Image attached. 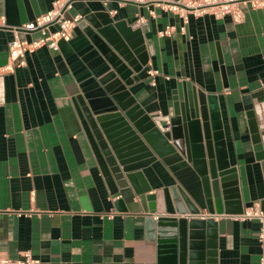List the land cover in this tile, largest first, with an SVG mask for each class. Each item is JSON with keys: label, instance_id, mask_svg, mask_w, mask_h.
<instances>
[{"label": "crops", "instance_id": "obj_1", "mask_svg": "<svg viewBox=\"0 0 264 264\" xmlns=\"http://www.w3.org/2000/svg\"><path fill=\"white\" fill-rule=\"evenodd\" d=\"M54 1L0 0V17L21 26ZM102 10L144 31L150 58L128 87L136 99L132 107L144 108L167 130L175 101L188 96L194 107L211 95L242 204L261 208L264 201V158L258 156L264 146L256 149L252 129L253 123L264 129V7L249 6L242 22L204 14L184 24L160 8L153 16L135 3L76 0L66 15L83 18L72 38L60 40L57 50L45 44L28 51L26 63L13 71L4 70L13 32L0 29V251L12 258L30 252L37 264H171L176 252L168 228L156 221L190 215L166 213L165 190L182 189L201 209L195 217L210 216L201 177L186 158L158 160L142 170L137 188L159 194L155 213L132 184L113 193L107 182L74 100L88 80L107 78L111 69L81 25ZM141 16L146 21L138 24ZM167 26L172 32L161 35ZM150 68L158 71L155 85ZM215 216V264H260V220Z\"/></svg>", "mask_w": 264, "mask_h": 264}, {"label": "water", "instance_id": "obj_2", "mask_svg": "<svg viewBox=\"0 0 264 264\" xmlns=\"http://www.w3.org/2000/svg\"><path fill=\"white\" fill-rule=\"evenodd\" d=\"M81 25L111 68L107 78L88 80L74 100L113 193L129 183L137 188L142 170L158 160L168 162L174 157L176 162L186 158L201 177L205 210L210 216L195 217L201 209L178 188V193L165 190V212L190 216L161 218L156 224L168 228L167 242L176 252L171 264H215L218 222L214 216L241 215L245 207L237 168L230 162L221 114L213 97H207L208 103L205 98L195 101L194 107L188 96L179 103L175 101L170 129H163L145 115L144 108L132 107L136 99L128 88L149 63L142 27L133 28L125 20H115L106 10L87 15ZM252 129L255 147L260 150L264 146V129L259 130L256 123ZM258 156L264 158L263 149ZM149 191L150 187L141 191L137 188L138 195L145 194L141 197L149 202V212L155 213L159 194H148ZM261 209L264 212V201Z\"/></svg>", "mask_w": 264, "mask_h": 264}, {"label": "built area", "instance_id": "obj_3", "mask_svg": "<svg viewBox=\"0 0 264 264\" xmlns=\"http://www.w3.org/2000/svg\"><path fill=\"white\" fill-rule=\"evenodd\" d=\"M76 0H55L50 10L37 16L35 20L21 26L10 25L5 17H0V29H7L13 32V38L9 42L10 63L4 70L13 71L16 66H22L26 62L28 51L49 44L54 49H59L60 40H70L73 31L83 18L77 14L68 17L66 12L72 8ZM107 2L108 0H102ZM120 6L135 3L147 7L150 15L155 16L156 8L179 15L184 24L189 22L190 15L202 16L211 14L217 18L231 16L235 22H242L246 17V10L249 6L253 8L264 7V0H115ZM138 24L146 21L144 16L138 18ZM55 27V29H53ZM174 27L167 26L160 31L161 35H168ZM182 29H185L183 26ZM38 32L37 38L27 39L22 34H32ZM157 70L150 68L148 76L155 85ZM240 219L257 218L261 222L259 242L262 248L260 264H264V212L260 207L245 209L239 216ZM38 259L34 258L30 252H24L20 257L12 258L5 252L0 251V264H37Z\"/></svg>", "mask_w": 264, "mask_h": 264}]
</instances>
